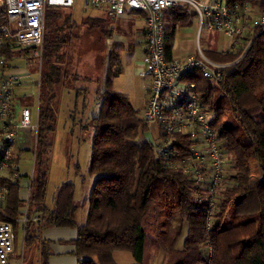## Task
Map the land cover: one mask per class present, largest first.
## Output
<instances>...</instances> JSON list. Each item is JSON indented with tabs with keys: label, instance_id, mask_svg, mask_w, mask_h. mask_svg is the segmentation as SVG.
<instances>
[{
	"label": "trees",
	"instance_id": "1",
	"mask_svg": "<svg viewBox=\"0 0 264 264\" xmlns=\"http://www.w3.org/2000/svg\"><path fill=\"white\" fill-rule=\"evenodd\" d=\"M255 1L264 14V0ZM68 9L71 8L49 7L46 11L39 132L32 150L36 158L24 246H35L38 264H49L51 251L49 243L42 239L43 232L49 228H70L78 233L74 241L78 264H116L113 254L117 251L131 253L137 264H144L148 235L166 252V264H264L262 29H254L256 38L252 46L235 64L233 61L241 52L206 54L215 62L233 64L223 71V94L215 102L208 83L198 75L194 77L204 93V102L215 113V127L228 155L225 183L213 213L214 226L209 230V192L205 186H197L192 175L185 172L193 142L186 135H175L178 157L154 151L151 138L145 137L150 127L139 118L141 111L126 94L113 89L114 78L122 72L119 53H108L104 79L93 81L75 68L67 50L72 40L78 38L79 29H99L112 36L113 28L109 19L97 18H88L80 26ZM192 17L187 6L166 13L165 51L169 58L178 29L190 24ZM5 22L6 14L1 11L0 26ZM4 54L9 63L15 53L6 47ZM91 84L96 86L93 95L99 104L91 122L89 169L96 182L89 195L87 220L79 224L74 184L65 183L58 189L52 209L46 205V195L62 93L65 89L73 90L78 102L87 98ZM77 112L75 109L72 117ZM140 150L145 154L141 158ZM9 189L6 220L16 225L26 202L20 196L19 184L9 183Z\"/></svg>",
	"mask_w": 264,
	"mask_h": 264
},
{
	"label": "built area",
	"instance_id": "2",
	"mask_svg": "<svg viewBox=\"0 0 264 264\" xmlns=\"http://www.w3.org/2000/svg\"><path fill=\"white\" fill-rule=\"evenodd\" d=\"M253 1L84 0L86 7L101 9L113 20L121 19L128 12L143 16L145 53L140 76L148 97L139 118L152 129L155 152L178 157L175 135H186L193 142L185 172L192 175L197 186H205L209 192V230L214 226L213 213L219 191L225 183L228 155L215 127V113L204 102V93L194 77L200 76L214 91V86L220 87L223 71L230 65L211 60L203 51L200 40L205 30L217 31L232 38L236 48L255 28H261L264 33V14L258 4L252 6ZM74 4L75 0H0V12L6 14V22L0 26V264H10L16 252L15 225L6 220L11 182L19 184L22 189L27 185L24 233L28 220L36 155L32 174L24 175L20 163L19 131L29 129L36 140L39 132V118L34 120L32 109L20 107L16 101V93L26 85L28 75L10 71L4 49L7 47L15 54L25 53L27 58L42 59L47 9L72 8ZM187 5L192 7L199 20L195 51L183 57L172 52L169 58L165 51V15ZM13 26H16V32L12 30ZM26 177L28 180L24 183ZM15 221L17 224L19 219Z\"/></svg>",
	"mask_w": 264,
	"mask_h": 264
},
{
	"label": "rangeland",
	"instance_id": "3",
	"mask_svg": "<svg viewBox=\"0 0 264 264\" xmlns=\"http://www.w3.org/2000/svg\"><path fill=\"white\" fill-rule=\"evenodd\" d=\"M256 5V1L254 0L252 6L255 7ZM187 9L189 13H193V17L190 24L180 27L181 33L179 31L180 36H178L177 40L179 43L185 41L184 44L181 43L182 45L179 44V46L186 50L190 47L186 43L197 44V42L195 44V41L198 35L199 23L192 7L187 5ZM68 10L71 12L73 19L80 26H82L84 21L88 18H97L101 20L109 19L108 23H110V27L113 28L112 36L105 35L99 29L93 31L87 30L86 28L79 29L77 32L78 38L73 39L74 42L72 40L67 50V53L73 58L75 68L93 81L98 78L104 79L107 70L106 62L108 64V53L110 51L119 53L122 72L114 78L113 89L116 92L126 94L133 106L137 110L143 111L148 97L146 91L143 89L142 78L138 76V64L142 62L145 48V23L143 16L128 12L121 19L113 20L104 14V11L101 9H96L91 6L86 7L84 0H75L74 6ZM12 30L16 32V26H13ZM253 31H250L246 38L241 40L240 46L236 48L233 47L234 40L232 38L217 31L205 30L202 34L200 44L207 55L211 52H225L228 54L241 52V56L233 61V64H235L247 54H245V52H248L247 49L249 50L252 46V39L254 38V36H252ZM188 51H190V49H188ZM13 56V60L9 62V67L13 68V70H21L23 73H28L26 85L18 90L19 92H17V95L19 99L23 100L22 105L32 109L34 117H36L39 109V83L41 78L42 59L34 57L27 58L25 53H17ZM233 64L231 63L229 65ZM67 84H70L69 80ZM79 86L86 87L87 84H80ZM214 87L213 102L223 94L220 87ZM88 88L90 93L87 98H80L78 102L72 90L65 89L62 93L57 114L54 149L46 195V205L48 208H51L54 206V197L58 189L65 183L74 184L75 199L78 201V205L81 206L78 215L80 224L85 223L87 220L89 194L96 181V176L90 174L89 169L93 140V127L91 122L93 116L99 111V104L93 95L96 86L91 84L88 85ZM75 109L78 112L72 117V112ZM151 133L152 129L150 128V131L145 134V137L151 138ZM21 135L19 141L20 146L22 147L23 145L29 144V146L31 145V148L35 150L36 137H32L33 144H31V142H29L30 137H28L27 134L21 132ZM141 143L139 144L143 146L144 143ZM140 145L139 148L142 149L144 146L141 147ZM32 149L24 150L22 156H20L22 173L26 176H30L33 172L34 155ZM142 154L144 153L140 150V158ZM27 180L26 177L24 183H26ZM26 188L27 185L23 189V193L28 192ZM24 198H26V195ZM27 206L28 202H26L25 208L21 211L19 222L14 226L17 241L16 254L13 260L19 264H23V256L25 255L26 261H29V264H38L39 253L36 251L35 246H32L30 249L24 246L25 209ZM161 251L162 249L157 245L155 238L148 235L145 242L144 264H152L154 256ZM132 257L135 260L133 254Z\"/></svg>",
	"mask_w": 264,
	"mask_h": 264
},
{
	"label": "crops",
	"instance_id": "4",
	"mask_svg": "<svg viewBox=\"0 0 264 264\" xmlns=\"http://www.w3.org/2000/svg\"><path fill=\"white\" fill-rule=\"evenodd\" d=\"M180 33H181V31H180ZM180 33L178 36H180ZM178 36H176L177 40H178ZM177 40L175 42V46L173 49L175 56L183 57V56H187L188 54L195 51L194 43H186L191 47V48L190 47L188 48V49H190V51H188V49L186 50L184 48H180V46H179V44L180 45L184 44L185 41L179 43ZM143 58H144V55H143ZM142 68H143V59H142V62L138 64V76L139 77H141L140 74H141ZM10 71L12 73L20 74L23 76L28 75V73H25V72L23 73L21 70H13V68H10ZM143 89H144V84H143ZM17 92H19V91H17ZM72 92L75 93L73 90H72ZM16 95H17V93H16ZM16 101H17L18 106L23 107V105H22L23 100L19 99L18 95L16 97ZM37 117L38 118L40 117L39 109H38V113H37L36 117H34V113H33L34 120H36ZM24 131H26L27 133ZM21 132L27 134V136L30 137L29 142H31V144H33V138L32 137H34V135L29 129H21L19 131L18 144L20 141ZM22 144H23V142H22ZM19 147L21 148L22 152H24V150H26V149H30V150L32 149L31 145L29 146V144L23 145L22 147L19 144ZM22 152H21V156H22ZM95 182H94V184H95ZM93 187H94V185H93ZM25 195H26V193H23V189H22V192L20 195L21 198L24 199ZM76 204L78 205V201H76ZM78 207L81 208V206H79V205H78ZM52 208H54V206L51 207L50 209H52ZM88 211H89V209H88ZM78 215H79V211L77 214V221H78ZM87 216H88V214H87ZM87 216H86V218H87ZM78 223H79V221H78ZM77 237H78V233L74 229H70V228H49V229H46L42 234V239L49 243V249L51 251V256L49 257L48 263L49 264H78V258H77L76 253H75L76 252V246L74 245V241L77 240ZM183 240H184V236H183ZM183 240L181 238V243L179 242L180 246H182ZM15 254H16V252H15ZM13 257H12L10 264H19L18 262L13 260ZM113 259H114L116 264H137L136 260L133 259L132 254L128 253V252L117 251L113 254ZM166 262H167L166 252L163 249L161 252H159L152 259V264H166ZM23 264H29V261H26L25 255L23 256Z\"/></svg>",
	"mask_w": 264,
	"mask_h": 264
}]
</instances>
